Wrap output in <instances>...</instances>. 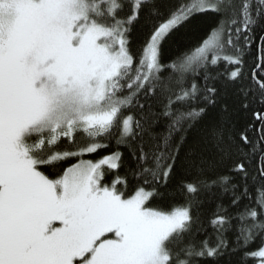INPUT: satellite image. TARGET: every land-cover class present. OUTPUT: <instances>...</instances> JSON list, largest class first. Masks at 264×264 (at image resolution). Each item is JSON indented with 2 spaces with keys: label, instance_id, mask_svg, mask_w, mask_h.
Masks as SVG:
<instances>
[{
  "label": "snow or ice",
  "instance_id": "obj_1",
  "mask_svg": "<svg viewBox=\"0 0 264 264\" xmlns=\"http://www.w3.org/2000/svg\"><path fill=\"white\" fill-rule=\"evenodd\" d=\"M261 193L264 0H0V264H264Z\"/></svg>",
  "mask_w": 264,
  "mask_h": 264
},
{
  "label": "trees",
  "instance_id": "obj_2",
  "mask_svg": "<svg viewBox=\"0 0 264 264\" xmlns=\"http://www.w3.org/2000/svg\"><path fill=\"white\" fill-rule=\"evenodd\" d=\"M220 70H223V63H221V65H220ZM112 150H113V148L110 147V148H108L106 150H100V151H98L97 153H94V154L85 155L84 158L85 159L97 160V159L101 158L102 156L107 155ZM72 162L74 163L75 161H72ZM67 166L68 165L66 164L65 167H67ZM252 195H253V197H255L256 196V192L253 191ZM261 195H264V193H261ZM214 208H215V204L214 203H208V204L205 205L204 211L206 213H211ZM209 231H211V230L209 229ZM227 237H228L229 240H233L235 238V233L230 231V232L227 233ZM252 247H255V244L252 245ZM249 264H257V262L256 261H249Z\"/></svg>",
  "mask_w": 264,
  "mask_h": 264
}]
</instances>
